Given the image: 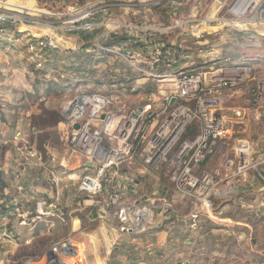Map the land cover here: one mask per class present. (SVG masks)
<instances>
[{"label": "built area", "instance_id": "built-area-1", "mask_svg": "<svg viewBox=\"0 0 264 264\" xmlns=\"http://www.w3.org/2000/svg\"><path fill=\"white\" fill-rule=\"evenodd\" d=\"M241 2H248L243 17L234 12ZM180 5L179 1H172L175 9ZM231 11L239 19L251 20L249 24L264 22V0H234ZM30 18L24 11L0 6V33L9 26L31 22ZM64 24L70 32L92 31L99 21L91 10H86L67 18ZM247 26L236 29L241 32ZM174 28L177 27L165 30ZM136 38L147 46L133 48L131 41L135 38L130 37L116 46L98 41L93 49L126 59L143 78L173 80L175 90L164 95L167 88L160 87L158 94L164 96L162 100L149 96L135 108L116 107L115 98L100 91H87L67 101L62 117L67 125L68 145L72 154L81 156L85 166L78 184L79 194L86 198L81 209L114 218L121 233H140L157 225L154 210L158 215L171 213L169 192L189 199L194 214L199 211L213 218L217 201L231 197L238 187L254 182L257 192L264 193V81L252 76V68L244 61L232 67L222 65L219 70L213 68L215 64L207 70H185L180 66H171L169 70L172 62L166 60L163 45H154V51H150L147 33ZM28 47L35 53L34 63L42 69L48 61L45 54L56 48V42L52 38H39ZM203 56L208 61H217L215 56L210 59ZM148 57L150 68L139 67L147 63ZM164 66L167 70L155 71L156 67ZM250 124L258 130L253 138L248 135ZM137 152L142 154L145 165L163 172L165 183L142 200L126 202L121 188L128 186L119 184L125 177L123 171H127L122 165L135 159ZM216 155L221 158L220 167L211 169L208 164ZM34 156V151L27 154L28 159ZM71 175L52 173L50 184L66 186ZM61 209L42 198L31 209L20 206L15 213L19 226L24 227L30 225L31 215L39 219L54 214L65 219L66 207ZM19 238L14 230L0 233V251L7 242L22 243ZM75 242L71 236L56 238L40 253L0 258V264H73V261L78 264L75 261L81 258V249Z\"/></svg>", "mask_w": 264, "mask_h": 264}, {"label": "rangeland", "instance_id": "rangeland-1", "mask_svg": "<svg viewBox=\"0 0 264 264\" xmlns=\"http://www.w3.org/2000/svg\"><path fill=\"white\" fill-rule=\"evenodd\" d=\"M179 2L181 5L177 9L171 6L170 10H164L163 15L154 18L147 17L143 20L138 15L113 17L122 25L96 27L95 29L100 28V34L89 42V46L80 37L79 31L70 32L64 29L65 27H54L52 29L55 30L56 36L52 39H61H57V49L45 54V57L49 54L55 59L48 62V58L42 69L34 63L35 53L28 47L32 41L39 38L31 37V40L27 41L28 36L17 34L14 27H8L6 32L0 33V83L4 92L9 91L6 97H1L3 93H0V119L14 124V131L23 134L17 136L16 146L20 145L26 151L31 147L36 150V156L30 161L38 162L34 177L41 178L39 184L47 183L52 173L57 175L59 172H75L81 178L84 174L85 166L83 167L84 162L80 160L81 156L72 154L68 145L67 125L62 117L68 100L87 91H100L113 96L116 107L135 108L144 104L149 96L162 100L164 96L158 94L160 87L167 88L164 95L175 90L173 80L143 78L126 59L115 53L107 54L108 52L93 49L94 42L99 40L104 44L105 39L112 33L127 35L137 40L136 36L145 32L148 35L147 41L153 44L150 51H154V45L157 46L160 39L182 45L184 48L173 52L170 59L168 52L166 53V60L172 62V65L167 67L169 70L171 66L177 65L185 70H207L212 64H215L214 69L219 70L222 65L232 67L235 63L244 61L252 68V76L264 81V22L247 24L248 28L240 32L236 27L243 26L229 22L239 19L231 11L234 0H224L218 7L219 0ZM168 5L170 2H163L164 9ZM224 19L227 21L224 22ZM104 21L107 19L104 18ZM167 27L177 28L168 31L165 30ZM194 27H199L198 31L192 29ZM203 55L208 56V59L215 56L217 61H208ZM149 58L145 60L147 63H142L139 67L150 68ZM165 66L156 67L155 71L167 70ZM235 104L238 105L239 102ZM249 127L248 135L252 138L257 136L258 130L256 131L254 124ZM122 168L128 169L123 171L125 177L119 181V184L128 186L126 189L121 188L124 190L123 201L142 200L145 195L150 196L157 188L164 186L163 172L158 171L157 167V170H152L145 165L140 152L136 153L135 159L125 162ZM66 181L70 183L68 178ZM106 183L108 189L109 182ZM105 197H108V193H105ZM89 212H84L85 219L86 213ZM153 219H158L155 210ZM75 243L80 249L83 248L79 243ZM18 256L26 254L18 253ZM83 259L85 258L79 257L75 262L83 264Z\"/></svg>", "mask_w": 264, "mask_h": 264}, {"label": "crops", "instance_id": "crops-1", "mask_svg": "<svg viewBox=\"0 0 264 264\" xmlns=\"http://www.w3.org/2000/svg\"><path fill=\"white\" fill-rule=\"evenodd\" d=\"M164 1L170 2L165 9ZM172 1L176 0H0V6L29 14L31 22L9 26L17 34L28 36V41L31 37L55 38L52 28L61 29L65 20L77 12L91 10L99 27H117L122 24L113 17L154 18L170 10ZM219 1L217 7L224 0ZM243 21L229 22L242 26ZM57 39L61 38H56V43ZM170 44L176 49L184 48ZM48 58V62L55 59L49 54ZM3 89L0 83L1 97L8 96L9 91ZM20 135L23 136L14 131V124L0 119V173L7 183L0 192V233L14 230L23 241L5 243L0 251L1 259L21 257L18 253L35 255L53 239L71 236L83 246V264H264V193L257 192L254 182L238 187L231 197L219 199L216 218L199 211L194 214L189 199L169 192L170 214L158 215L157 225L140 233H121L114 218L94 217V211L86 213L84 218V212L89 210L81 209L86 198L78 192L81 177L75 172L66 186L53 187L50 175L47 183L39 184L41 178L34 177L38 162L31 163L27 157L30 151L36 150L31 147L26 151L16 146L15 140ZM220 164L221 158L216 155L208 167L213 169ZM42 198L60 209L66 207V218L49 214L35 219L31 215L30 225L20 227L16 208L31 209ZM27 240L29 243L24 242Z\"/></svg>", "mask_w": 264, "mask_h": 264}, {"label": "trees", "instance_id": "trees-1", "mask_svg": "<svg viewBox=\"0 0 264 264\" xmlns=\"http://www.w3.org/2000/svg\"><path fill=\"white\" fill-rule=\"evenodd\" d=\"M79 32H80L79 33L80 37H82L83 41L89 45V42L92 41V39H95V37H97L100 34V28L94 29L92 31L81 30ZM129 38L130 37H128L127 35H123V34L118 35V34L112 33L108 39H105L104 44L109 45V46H116V45L122 44L123 42H127ZM150 45L152 46L153 44L150 43ZM159 45L160 46L163 45L161 47L163 51L165 52V54L168 52L169 59L172 57L171 55L173 52H176V51L178 52L180 50V49L179 50L176 49L173 44H170L169 41L165 39L164 40L160 39ZM131 46L133 48H140V47H145L147 45H145L140 40L133 39L131 41ZM6 187H7V183L2 179V176L0 173V191L5 189Z\"/></svg>", "mask_w": 264, "mask_h": 264}, {"label": "bare ground", "instance_id": "bare-ground-1", "mask_svg": "<svg viewBox=\"0 0 264 264\" xmlns=\"http://www.w3.org/2000/svg\"><path fill=\"white\" fill-rule=\"evenodd\" d=\"M247 3L248 2H241L239 5H236L235 8H234V12L236 14H238L239 16L243 17V14L245 13V10H246V7H247ZM243 23H242V26L243 27H246L247 24H249V22H251V20H246V19H243ZM263 26V25H262ZM262 28V27H261ZM45 29V28H44ZM263 30V29H262ZM44 31V30H43ZM42 31V32H43ZM46 31V30H45ZM150 215V212L148 213Z\"/></svg>", "mask_w": 264, "mask_h": 264}, {"label": "water", "instance_id": "water-1", "mask_svg": "<svg viewBox=\"0 0 264 264\" xmlns=\"http://www.w3.org/2000/svg\"><path fill=\"white\" fill-rule=\"evenodd\" d=\"M0 28H1V26H0ZM75 127L78 128L79 127V124H76ZM88 166H91V163H88ZM97 216H98L97 214L94 215V217H97Z\"/></svg>", "mask_w": 264, "mask_h": 264}]
</instances>
